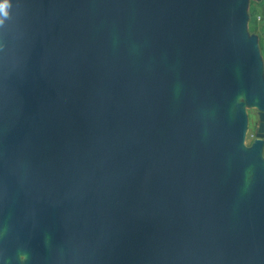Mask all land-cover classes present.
<instances>
[{"label": "water", "instance_id": "obj_1", "mask_svg": "<svg viewBox=\"0 0 264 264\" xmlns=\"http://www.w3.org/2000/svg\"><path fill=\"white\" fill-rule=\"evenodd\" d=\"M250 2L0 0V264H264Z\"/></svg>", "mask_w": 264, "mask_h": 264}, {"label": "rangeland", "instance_id": "obj_2", "mask_svg": "<svg viewBox=\"0 0 264 264\" xmlns=\"http://www.w3.org/2000/svg\"><path fill=\"white\" fill-rule=\"evenodd\" d=\"M263 10H264V0H261V1L260 0H251V2H250V20L248 21V26H247L249 34L254 33L253 32L254 28L256 29L259 27L261 30H264V22H262V21L260 22L258 20L259 14H261V13L263 14V12H262ZM256 26H258V27H256ZM261 49H262V46H261ZM262 58H263L262 72L264 75V56ZM242 100H245V93H241L238 96V101H242ZM245 109H246V112L248 115V128H247V135L245 138V145H246V147H250V145L252 144V142L254 140L257 122H258V118L256 115V111L258 110L257 103L256 102H253V103L246 102ZM262 154L264 157V149H263ZM249 171H250V173H249ZM247 173H249V174H247V176H246V181H247V179H249L247 183H250L252 181V177H253V167L252 168L250 167L249 170L247 171ZM19 257L23 261L27 258V256L24 253H20Z\"/></svg>", "mask_w": 264, "mask_h": 264}, {"label": "flooded vegetation", "instance_id": "obj_3", "mask_svg": "<svg viewBox=\"0 0 264 264\" xmlns=\"http://www.w3.org/2000/svg\"><path fill=\"white\" fill-rule=\"evenodd\" d=\"M262 12H263V14L262 13L259 14V18H258V20L260 22L261 21L264 22V10ZM256 27H258V26H256ZM253 32L259 36V46H260L261 55L263 57L264 56V51H263L264 50V45H263L264 44V30H261L258 27L256 29L254 28ZM261 46H262L263 50L261 49ZM258 112H259V109L256 111V115H257V118H258L257 127H258V124H259V114H258ZM257 127H256V132H257ZM256 132H255L254 140L256 138Z\"/></svg>", "mask_w": 264, "mask_h": 264}, {"label": "snow or ice", "instance_id": "obj_4", "mask_svg": "<svg viewBox=\"0 0 264 264\" xmlns=\"http://www.w3.org/2000/svg\"><path fill=\"white\" fill-rule=\"evenodd\" d=\"M4 8V5L0 4V11H2Z\"/></svg>", "mask_w": 264, "mask_h": 264}, {"label": "bare ground", "instance_id": "obj_5", "mask_svg": "<svg viewBox=\"0 0 264 264\" xmlns=\"http://www.w3.org/2000/svg\"><path fill=\"white\" fill-rule=\"evenodd\" d=\"M249 173H250V171H249ZM249 173H248V174H249ZM248 180H249V179H248ZM248 180H247V182H248ZM247 182H246V183H247ZM245 190H246V187H244L243 191H245Z\"/></svg>", "mask_w": 264, "mask_h": 264}, {"label": "built area", "instance_id": "obj_6", "mask_svg": "<svg viewBox=\"0 0 264 264\" xmlns=\"http://www.w3.org/2000/svg\"><path fill=\"white\" fill-rule=\"evenodd\" d=\"M259 18V17H258Z\"/></svg>", "mask_w": 264, "mask_h": 264}]
</instances>
